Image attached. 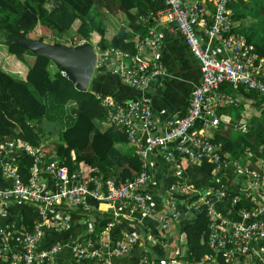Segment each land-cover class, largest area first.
Listing matches in <instances>:
<instances>
[{
	"label": "built area",
	"instance_id": "obj_1",
	"mask_svg": "<svg viewBox=\"0 0 264 264\" xmlns=\"http://www.w3.org/2000/svg\"><path fill=\"white\" fill-rule=\"evenodd\" d=\"M161 1L163 8L151 15L152 23L144 37L134 43V52L95 48L93 69L100 70L111 60L120 81L140 92V96L123 102L94 94L107 123L124 133L139 161V171L130 178L118 179L104 177L95 168L93 175L83 177L51 158L42 142L33 145L15 137L0 140V204H24L35 213L30 229L16 228L13 223L0 227V264H57L60 250L67 246L75 263L90 260L92 264H110L111 258L122 256L132 246L145 245L146 239L148 247L155 244L143 231L122 229L117 237L113 220H108L98 234L82 242H52L38 248L46 231L67 228V210L86 214L91 200L124 206L153 219L156 228L164 233L179 221L191 219V210L196 212L199 204H205L210 252L188 264H264V163L255 164L257 158L252 159L253 153L247 148L239 157L221 153V144L203 132L219 128V111L237 105V98L221 91L222 87H242L264 100V59L242 34L233 30L227 9L229 0ZM162 24H168L169 32L179 33L198 63L199 78L189 91L183 114H171L159 122L144 91L152 78L163 74L156 59L163 38L158 26ZM72 41L68 40L67 45L82 42ZM211 44L221 55L210 51ZM233 124L234 130H245L244 123ZM257 150L264 154V144ZM152 154L170 167L172 178L167 191L160 195L163 200L159 212L151 208L153 199L158 198L148 165ZM24 156L30 163L23 176L17 163ZM180 156L189 164H211L210 182L215 185L196 189L182 173ZM227 184L242 196L225 197ZM194 193L197 199L189 201ZM176 202L180 210L175 208ZM182 242L183 237L177 245L168 249L164 246L166 257L151 262L144 247L140 264H187L177 259Z\"/></svg>",
	"mask_w": 264,
	"mask_h": 264
},
{
	"label": "trees",
	"instance_id": "obj_2",
	"mask_svg": "<svg viewBox=\"0 0 264 264\" xmlns=\"http://www.w3.org/2000/svg\"><path fill=\"white\" fill-rule=\"evenodd\" d=\"M253 1L255 0H229L227 9L233 22V30L242 34L247 42L252 44L256 54L264 59V2H260V10L256 12L255 7L249 5ZM161 8H163L161 0H0V45L13 58L15 67L23 66L22 72H18L17 69L15 71L19 75H15L12 70L5 71L0 66V140L15 137L33 145L40 142L33 124L44 115L45 105L37 95H47L55 105L67 106L71 111L69 123L60 132L59 139L56 142L43 143L45 150L50 151V157L58 159V163L65 166L68 171L79 172L83 177L93 175L95 168L104 177H109L105 174L106 159L113 149V144L124 141L122 130L109 126L100 131L95 120L104 119V110L94 98V92L89 89L76 90L73 84L60 74L53 62L42 55L32 56L11 40L24 37L50 42V38H57L65 43L67 40L82 39L89 42L92 40L90 43L100 48L114 47L134 52V41L131 38L135 30L140 28L136 19H141L143 23L142 15L138 11L142 10L151 17ZM246 14L255 17L257 21L253 19L248 26H244L242 20L247 17ZM114 19L118 21L116 24ZM75 21L77 23L73 25ZM147 24L150 25L151 22ZM106 25L114 30L109 38L106 35ZM141 34L136 40L144 37V34ZM26 54L31 55L30 62H27ZM236 90L245 91L242 87L223 89L231 95L232 91ZM248 95L254 98L256 96L258 99L252 103L255 114L250 116L247 130L240 132L236 128L238 133L231 136L228 128H217L210 136L211 141L221 144V153H227L231 158L243 156L245 148L253 153L254 158L263 155L256 149L264 144V100L251 90ZM182 114L183 111L180 115ZM68 116L64 115L69 119ZM29 163L28 156L18 161L17 167L21 175H26ZM179 164L183 175L196 189L215 185L210 182L211 164L207 162L199 165L189 164L181 156ZM138 171L139 161L130 149L125 158V166L116 176L118 179L130 178ZM232 196L242 195L227 184L225 197ZM175 197L181 198L176 195ZM194 199H197L196 193L188 200ZM26 208L25 213L16 219L17 223L14 224L16 228L23 225L22 228L30 229L35 220L33 209ZM205 208V204H199L196 212L191 210L192 218L180 224L183 242L179 246L180 254L177 259L183 263L196 262L210 252L206 244L209 220ZM182 209H185V206ZM108 220V217L99 220V231ZM122 227L130 230L125 224H122ZM144 247L150 262L166 257L165 249L157 243L150 247L145 244ZM217 260L221 263V259ZM85 261L92 264L90 260ZM85 261L73 264H83Z\"/></svg>",
	"mask_w": 264,
	"mask_h": 264
},
{
	"label": "crops",
	"instance_id": "obj_3",
	"mask_svg": "<svg viewBox=\"0 0 264 264\" xmlns=\"http://www.w3.org/2000/svg\"><path fill=\"white\" fill-rule=\"evenodd\" d=\"M184 1L188 2L189 0ZM260 2L263 3L264 0H255L252 3H249V5L255 7V11L257 12L260 10ZM207 7L209 8V12H211L212 6L210 3ZM246 16L247 17L242 20L244 26H248L253 19L256 20L255 17L247 14ZM148 19H150L149 15H147V18L142 17L143 23L141 22V19H136L140 28L135 30L134 36L131 38L134 43L137 41L136 37L142 35L141 33L144 35L146 34V30L151 25L147 24L149 22ZM116 22L118 21L114 19L115 24ZM105 27L107 29V38H109L114 30H112V27L109 25H106ZM168 27V24L158 26L163 38L160 47L157 50L156 59L162 68L163 74L152 78L144 91V94L150 98L153 113L159 122H162L164 118L171 114L182 113L188 100L189 91L191 87L198 82L199 78L197 61L189 53L188 48L179 33L176 30L169 32ZM209 49L210 51H213L216 56L221 55L215 50L213 44L209 46ZM225 88L229 89V87H222L221 91ZM88 89L94 93L110 96L116 102L128 101L140 95V92L123 84L119 80L115 73V65H113L111 60L104 66L102 72H96L94 74L87 86V90ZM244 90V92L240 90L232 91L233 97L237 98L236 106L227 107L219 111L221 124L224 126H233V123L236 122L244 123L243 126H245V130L243 132L246 131L249 125L250 116L255 114L252 103L255 99H258L256 96L255 98L249 96L248 89ZM95 123L100 131H103L110 126L105 118L101 120L96 119ZM114 127L116 128V126ZM214 130L215 129L204 130L203 132L205 136L209 137ZM46 141L47 139H44V142ZM130 149L132 150V147L125 139L124 141H119L113 144V149H111L106 159V176L118 178L116 174H119L120 170L125 166V158L130 153ZM252 159L255 158L252 157ZM254 163H264V154L259 156ZM148 165L149 172L153 177V192L154 195L158 197L153 199L151 208L154 212H159L162 208L163 200L160 195L167 191L166 188L172 180L170 176V167L163 163L156 154L149 155ZM174 206L176 209L181 208L179 207L178 202H176ZM26 207L29 208L30 206L16 202H10L9 204L1 203L0 227L10 223H17L16 219L21 217L23 212L26 211ZM67 214L69 217L67 228L60 231H46L38 244L39 249L47 247L52 242H63L67 243V245L71 242H82L87 236L98 234V222L103 217H108L109 220H113V228L117 237L120 236L119 232L122 229H125V227H122V224H125L130 230L133 229L131 231L138 233L139 231H143L147 238L154 239V243L159 244L164 249H166L164 246H167L168 249L173 244H177L179 238H182L180 224L183 221H179L176 226H171L170 230L164 233L156 228L153 219L131 212L124 206H109L105 203L98 204L91 200L90 209L86 214H80L74 210H67ZM20 226L24 227L23 225ZM147 242L148 240L146 239L145 244H147ZM143 246H140L139 244L132 246L122 256L111 258L110 264H140L141 252L143 251L142 249H144ZM90 263L91 262L89 261H85L83 264ZM57 264H73L68 246L67 248L63 247L60 250L57 256Z\"/></svg>",
	"mask_w": 264,
	"mask_h": 264
},
{
	"label": "water",
	"instance_id": "obj_4",
	"mask_svg": "<svg viewBox=\"0 0 264 264\" xmlns=\"http://www.w3.org/2000/svg\"><path fill=\"white\" fill-rule=\"evenodd\" d=\"M138 13L147 18V13L142 10ZM148 21L150 22V19ZM11 42L34 55L45 56L54 63L57 70L65 74L76 90L85 91L93 77L95 57L91 44L87 42L75 46L64 43L51 45L24 37L13 39Z\"/></svg>",
	"mask_w": 264,
	"mask_h": 264
},
{
	"label": "rangeland",
	"instance_id": "obj_5",
	"mask_svg": "<svg viewBox=\"0 0 264 264\" xmlns=\"http://www.w3.org/2000/svg\"><path fill=\"white\" fill-rule=\"evenodd\" d=\"M47 6H48V4H47ZM76 23L77 22L75 21V23L73 25H75ZM146 32H147V30H146ZM46 41L47 40H45V41L42 40V42H45V43L51 44V45L63 44L60 40H57V38L56 39L50 38V42H46ZM90 42L92 43V40H90ZM26 51H28V50H26ZM28 52L32 56L34 55L30 51H28ZM31 55L30 56H28L27 54L25 55L27 62L31 61ZM0 66L5 71L6 70H12L13 73L17 70H18V72L23 71V66L20 65V68H18L17 66L15 67L13 65V58L10 57L6 53L5 48L1 45H0ZM24 70H25V68H24ZM18 72L17 73L15 72L14 74L19 75ZM30 89L34 90L32 87H30ZM35 94H37V93H35ZM37 98H39V100H41L42 103H44L45 113L41 117V119H39L37 122H35L33 124V129L35 130V132H37L40 142L45 143V144H48L51 142H56L59 139L60 132L62 131V129L65 128L69 123V120H70L69 117L71 115V111L67 106L55 105V103L47 95H43V96L37 95ZM64 115L65 116L69 115L68 116L69 119L65 118ZM228 131L231 134V136H234L238 133V131L234 130L231 127L228 128ZM44 139H47V141L44 142ZM235 264H243V262H236Z\"/></svg>",
	"mask_w": 264,
	"mask_h": 264
},
{
	"label": "clouds",
	"instance_id": "obj_6",
	"mask_svg": "<svg viewBox=\"0 0 264 264\" xmlns=\"http://www.w3.org/2000/svg\"><path fill=\"white\" fill-rule=\"evenodd\" d=\"M150 22L152 23V21H151V17H150ZM77 40H81L82 42L81 43H78V44H82V43H85V42H87V43H89V44H91L89 41H85V40H82V39H77ZM68 41V40H67ZM72 42H75V41H72ZM64 44H66L67 45V42H65ZM78 44H74V45H68V46H75V45H78ZM91 46H92V48H93V52H94V56H95V48H96V46H98V45H92L91 44ZM98 48H100L99 46H98ZM109 62V61H108ZM107 62V63H108ZM104 70V66L100 69V70H95V69H93V76H94V74L96 73V72H102ZM60 72V71H59ZM62 72H60V74H61ZM116 73V72H115ZM62 75V74H61ZM62 76H65V74L64 75H62ZM66 77V76H65ZM120 80V79H119ZM86 90H87V88H86ZM94 94H99V93H94ZM100 95H102V94H100ZM226 125V124H225ZM229 127H231L232 128V126H225L224 128H223V124H221V126L219 127V128H222V129H225V128H229Z\"/></svg>",
	"mask_w": 264,
	"mask_h": 264
}]
</instances>
